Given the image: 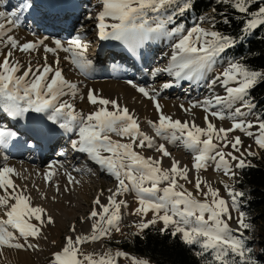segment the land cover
I'll return each instance as SVG.
<instances>
[{
	"label": "snow or ice",
	"instance_id": "obj_1",
	"mask_svg": "<svg viewBox=\"0 0 264 264\" xmlns=\"http://www.w3.org/2000/svg\"><path fill=\"white\" fill-rule=\"evenodd\" d=\"M217 2L245 17L235 35L218 30L214 17H199L191 27L178 22L179 17L199 7L195 0H97V14L87 17L95 19L100 40L119 42L134 56L141 55L149 42L167 41L171 48L168 63L152 73L153 78L161 73L172 78L162 84V89L179 86L183 81H207L212 89V94L202 101L191 102L188 108L180 105L186 113H191L193 108L206 113L205 127H201L195 120L181 121L165 114L159 103L160 91L127 81L153 102L158 119L147 123L164 143H157L143 132L139 118L127 106L97 94L94 89L88 90L87 100L90 105L99 107L88 113L76 110L72 101L80 95L79 86L64 76L57 53L68 54L66 59L81 74L89 75L93 62L87 57L89 42L85 36L77 34L64 42L55 39L54 46L46 43L48 37L21 42L11 33L21 27L25 14L32 11L33 0H20L10 11L0 10V115L20 121L29 113L43 114L55 126L50 131L73 133L76 139L71 140L72 150L84 153L101 171L117 181L116 190H109L107 204L101 201L103 192L93 200V208L87 216L91 221V235L66 236L61 249L51 254L50 264H118L120 258H129L127 253L120 251L115 254L109 251L99 258L81 251L84 243L97 242L113 231H120L121 207L128 205L117 197L129 192L135 194L138 203L132 215L141 217L134 225L137 235L159 220L165 226L161 233L171 227L173 237L179 235L184 244L197 246L196 255L204 259V264H253L244 232H234L228 221L233 218L231 211L235 210L239 213L238 227L245 231L253 228L246 220L247 214L240 209L245 193L238 191L235 184L242 183L240 172L256 167L252 159L257 158L259 152L253 151L251 146L242 150L241 137H230V133H243L264 151V117H257L255 122L247 119L257 108L251 90L264 84V71L251 69L235 59L227 60L223 71H217V65L238 42L242 44L264 27V0ZM0 8H7V0H0ZM222 21L233 23L226 15L222 16ZM205 24L210 26L205 27ZM41 48L45 53L42 64L33 66L29 61L24 66L15 59L17 51L31 54ZM49 53L57 56L55 66L48 63ZM212 73L215 75L209 79ZM217 84L223 88V95L215 93ZM210 117L230 120L231 127H217ZM111 134L131 142L114 141ZM16 137L17 132L0 128V149H7ZM167 144L182 146L193 155V168L197 172L194 187L203 200L180 183L181 180L192 182L187 166L181 167L180 162L172 158L170 168L162 167L163 158L172 157ZM229 147L231 151H225ZM144 148L160 153V159L145 157L137 151ZM3 159L4 163L0 164V193H3L0 195V254L6 249L38 251L39 244L32 241L46 239L43 229L56 221L45 208L32 204L26 190L14 182L13 177L19 175L16 169L7 164L6 155ZM209 163L232 181L231 184L221 181L231 198V209L228 201L220 197L219 189L199 176L201 170L207 171ZM54 175L55 171L50 169L47 182L51 184ZM66 175L69 184L76 182L70 174ZM55 187L59 193L60 186ZM150 211L153 219L147 220ZM84 222L85 218H81V223ZM70 231L75 233L76 226L72 225ZM131 261L132 264H150L149 260L136 257H131Z\"/></svg>",
	"mask_w": 264,
	"mask_h": 264
},
{
	"label": "rangeland",
	"instance_id": "obj_2",
	"mask_svg": "<svg viewBox=\"0 0 264 264\" xmlns=\"http://www.w3.org/2000/svg\"><path fill=\"white\" fill-rule=\"evenodd\" d=\"M57 1V0H56ZM70 0H61L60 2L57 1V3H62V5H65V2H68V4ZM197 1V0H195ZM205 1H210V0H205ZM215 3H218L217 0H211ZM48 2V0H39V3H37L36 0H33V9L30 13H26L25 17H24V21L23 24L21 25L20 28H18L19 30L26 32L28 35L38 39L41 37H48V40L46 41V43L49 46H54L53 41L55 39H60L62 42L71 39L72 37H74L77 34H81L79 32V30H81V23L85 20H88L87 23H89V27H91V31L85 33V36L87 41L89 42V49L87 52V57L88 59H90L93 62V68L90 71L89 75L85 76L83 74H81L67 59L66 57L68 56V54L60 51L57 53V56L59 58V65L61 66V68H65V61H68L70 65H72L75 68V72L76 73V79L79 80V82H81L80 84L77 83V81L75 80L74 83H76L79 87H84L87 84L88 85H99V84H104L106 82H116L119 83L120 85H124L125 86V90L126 92H129V94H127V99L131 100V102H134L135 98L133 96H137L138 92L134 91L133 89H131L129 86V84L127 83V81L129 80H133L135 83H137L140 86H145L147 88H149V83L151 82V79L153 77L152 73L154 71L153 67H148L147 65H144V70H138L135 67V58L137 56H134L124 45H121L119 42L116 41H102L98 38L97 36V31H96V22L95 19L89 20L87 19L88 15L91 14L93 17H95V15L97 14L98 10H99V6L97 4V0H81V6L77 7V8H81L82 14L80 19H78L77 21L76 16L77 13H67V15L65 16V18L63 17L61 20V16H64V13H52L51 11H46V3ZM20 3V0H7V8H0V10H7L10 11L13 8H15L18 4ZM71 4V3H70ZM69 4V5H70ZM203 15H211L212 17L215 18L216 21V25L219 22H223L222 21V13H217L215 12L213 9L209 10L207 12H205ZM53 18V19H52ZM190 18V24L187 25L186 23V19ZM198 15H195L193 12L190 13H186L185 15L181 16L178 18V22H181L183 24H185L186 27H191L194 24H196L198 22ZM51 19L50 23L48 26L55 28L56 26H58V29L61 30V32L59 33H54V32H49V33H43L46 27V23L47 21ZM67 19V20H66ZM75 21V22H74ZM69 25H67V23H69ZM72 22V23H71ZM59 24V25H58ZM210 25H207L206 27H209ZM57 29V30H58ZM35 33V35H34ZM157 41H152L149 42L148 45L145 46V48L142 50V54L141 57H139V59H137V61L142 60L143 55L150 53L153 54L155 48L153 43H155ZM163 53H165V51H167L166 53L168 54V51H171V48L169 46V43H167L165 45V47L160 50ZM231 49L225 54L224 57L221 58V61L218 63V65L221 62H225L226 60H238L235 56H231L229 55ZM126 52V53H125ZM92 53V54H90ZM161 52L157 51L153 57V62L154 64H157V68L158 67H164L167 65L169 58L165 57L164 59H161ZM45 53L43 52V49L41 48L39 52L36 53H31V54H26V53H22V52H15V58L19 61H21V63H29V61L32 62L33 65H35L34 63H39L42 64L43 61V57H44ZM48 56V62L50 64H53L55 66V60L57 59V56H54L53 54L49 53L47 54ZM62 62L64 64H62ZM217 65V71H223L224 66H219ZM139 66V65H137ZM113 67L115 68H122V69H128L132 72V77L131 78H114V77H110V76H102L103 72H111ZM215 73L213 74L214 77ZM141 76L143 78L142 81H135L137 80V78ZM211 77V78H213ZM210 78V79H211ZM72 81L73 80H69ZM161 81L163 80H159L157 81V85H160ZM186 82V81H185ZM184 82V83H185ZM153 85L155 83H152ZM205 87L203 89H207V83L204 85ZM182 89L184 90L186 88L185 86H181ZM118 90H121V87L118 86ZM205 90H200V93H196L195 91L190 92L191 100H186L183 99L184 94H180L178 95L177 92L175 91V89H173L170 93H166V94H162L159 97V103L164 106L166 102L171 101V102H177L180 103L182 105H188L190 106L191 102H195V101H202L204 98H206V92ZM123 91V90H122ZM185 91V90H184ZM182 91V92H184ZM199 94V95H198ZM124 97V96H123ZM182 97V98H181ZM125 98V97H124ZM126 100V99H125ZM111 110V109H109ZM42 115L43 117H45L43 114H35V113H29L27 114L28 118H33V116H40ZM257 117H261L256 109L253 115H248L247 119L252 120L253 122L256 121ZM46 118V117H45ZM210 119L213 120V122H215L217 124V126H220L219 123L217 122L218 120L215 118H211ZM7 121H9V119H6ZM5 120V121H6ZM151 120V119H146V123H142L139 121L140 127H143V131L148 134L149 136L153 137L156 141L157 137L155 136V132L153 131L152 128H150V126L148 125L147 121ZM224 121H227L224 120ZM230 121V120H228ZM6 123V122H5ZM14 126H10V128H13ZM224 128H226L225 126H222ZM16 131H20V134H23L24 138L26 139H33L31 137V135H27L24 130L21 129H17V127L15 126L14 128ZM11 130V129H9ZM253 131H256V129H253ZM240 136L242 141H243V148L242 150L248 148V145H250L252 147L253 151H258L259 152V156L255 159H261L262 157V151L259 150L256 145L254 144L253 140L251 138H249L248 136L244 135L243 133L236 131L233 133H230V137L231 136ZM75 136V135H74ZM111 137L116 139V140H124L125 138L116 136L115 134H111ZM127 140V139H126ZM129 140V139H128ZM161 143H164L163 141H161ZM63 146H68V144H71V142H67V143H62ZM38 145V144H36ZM61 147V146H59ZM58 148L53 150V155H50L45 162L40 163L39 167H41L42 169L48 167L50 164H52L54 161H61L62 159H58L55 158V153L58 151ZM37 149H39V147L37 146ZM36 149V150H37ZM12 150V149H10ZM36 150L32 151L29 150L30 153H32V156H29L30 153L27 152V154L21 156L20 158H17L18 162H22V163H26V164H31L33 167H36L35 163H30V160H34V157L37 155L38 157V153L36 154ZM225 151H231V148L229 147L228 149H226ZM1 152V150H0ZM11 152V151H10ZM47 153H52V152H47ZM1 155V153H0ZM188 156L192 159L193 162V155L189 152ZM77 160L74 161V164L71 165H67L65 168L67 170H69V172H72L74 174H76L77 176L80 175L79 171L76 170L77 167L84 165L87 169H91V166L86 164V158L83 159L82 155L77 156ZM148 157H153L155 159H160L161 155L157 152L153 153L152 155H148ZM165 159L167 158H163L162 161V167L164 169H168L165 162ZM252 159V158H250ZM255 159H252V163L254 164ZM67 160V158H63L62 161ZM79 160V161H78ZM167 161V160H166ZM32 162V161H31ZM34 162V161H33ZM39 163V162H38ZM1 164V163H0ZM90 167V168H89ZM190 173L194 174L196 173V170L194 168H190ZM19 170L22 172L21 174H23L24 176H27L25 170L19 168ZM212 173V167H211V163H209L208 169L207 171L201 170L199 173V176L206 180L213 188L219 189V195L220 197H223L226 201H228L229 207L231 209V198L229 197L227 191L225 190L223 184L217 180H215L210 174ZM197 176V175H196ZM196 176L194 177L193 180H191L192 182L189 183V188L188 190L192 191L197 198L203 200V196L198 193L194 187L195 185V179ZM14 181H17L16 178H13ZM229 180V179H227ZM40 181V180H38ZM229 183L231 184L232 181L229 180ZM239 183V182H238ZM238 183L235 184V188L239 190L238 187ZM42 183H40L41 185ZM22 185H24L22 183ZM60 186V185H59ZM164 185H161V187H163ZM202 187H204L202 185ZM107 189H109V187H107ZM29 190V189H28ZM44 190L46 191V194H48V196L46 197V195H43V200H45L46 202L49 201L52 202V200H62V204L57 203L54 206H52L51 204H47L46 206V210L47 212L52 216H56L57 218H62V225L61 224H56L54 225V227H51V231L49 229L44 228L43 229V237H46V239L44 238L42 241L41 239L39 240H33V241H37V243L39 244V250L38 251H32V250H28V251H23V250H16V249H6L3 254H0V264H50V257L51 254L55 251H59L61 249V247L64 244V238L66 236H73V238H75V236L80 235V230L83 229L86 231L87 235H91L92 232V227H91V222L89 225H85L84 223H81V218H87L89 212L91 211V209L93 208V200L95 199V195H99V190L96 191H88L89 192V196H85L84 198H82L81 196H79L78 194H74L75 198L78 200V202H74V203H79L80 207H72L70 206V202L69 200H67V196L63 193L64 189L62 188V186H60V192L57 193L56 191V187L53 186V182H51V184L48 182L47 186H44ZM204 191L207 192V188H204ZM106 193V192H105ZM0 195H3V193H0ZM110 195V193L107 192V194H105L104 196L108 197ZM73 200V199H72ZM117 200H124L127 201V207L122 206L121 207V221H120V231L116 232L113 231L109 237H105L97 242H88V243H84L81 246V251L84 253H88V254H94L95 258H99L101 255H103L104 253L107 252H111L113 254H115L117 251L120 252H124L128 254L129 258H120L118 260V264H132L131 261V257H136V258H140V259H147L150 261V264H157L154 260H152L149 257L146 256H142V255H135L132 253L127 252L126 250H124L123 248H121L119 245L120 243L124 240V239H129L133 234L137 233V229L134 227L135 224L139 223L141 220L140 216L137 215H132V213L134 212V210L138 207V203L136 201L135 198V194L134 193H125L124 195L118 196ZM209 200H211V197H209ZM48 203V202H47ZM244 200L241 199L240 200V209L241 211L245 212L247 214L246 216V220L250 221L253 225V228L251 231H245L244 229H241L238 227V221H237V217L239 215V213H237L235 210L231 211L232 214V219L229 222L230 227L235 231H240V232H244V236H245V240H246V248L248 250H250L251 253V259L253 261V264H264V223L263 220H261L259 217L254 216L252 213H250L247 209V206ZM79 210V211H78ZM80 215V218H78V216ZM147 220H152L153 219V213L150 211L147 214L146 217ZM75 224L76 226V232L73 233L70 231L71 226ZM151 227L153 228H159V229H163L165 226L162 222H160L158 220V222L155 225H152ZM50 228V227H48ZM167 230H170L171 232L173 231V229L171 227H169ZM263 230V231H262ZM137 235V234H136ZM179 236V235H178ZM180 238V236H179ZM53 241H55V243H53ZM195 245H193L194 247ZM197 248V246H195ZM197 252V251H196ZM195 252V253H196ZM202 264H204V259Z\"/></svg>",
	"mask_w": 264,
	"mask_h": 264
},
{
	"label": "bare ground",
	"instance_id": "obj_3",
	"mask_svg": "<svg viewBox=\"0 0 264 264\" xmlns=\"http://www.w3.org/2000/svg\"><path fill=\"white\" fill-rule=\"evenodd\" d=\"M37 3H39V0H36ZM57 1H61V0H57ZM56 0H48V2L46 3V11H51L52 13H64V16H61V20H63L62 18L67 15V13H77L76 16V21L78 19H80L82 11L81 8H77L78 6H81V0H70L68 4V2H65V5H62V3H57ZM200 17H212L211 15H203ZM53 19V18H52ZM67 20V19H66ZM51 19H49L47 21V23L45 24L46 27L43 31V33H59L61 32L60 29H58V26H56L55 28H52L49 25ZM75 22V21H74ZM88 20H85L81 23L82 27L81 30H79V32L81 33V35H85V33L90 32L91 31V27H89V23H87ZM72 23V22H71ZM69 23H67V25H69ZM59 25V24H58ZM208 24H205L204 26L206 27ZM58 29V30H57ZM11 35L15 36L19 41L21 42H26L28 40H35L36 38L28 35L26 32H23L21 30H19L18 28L15 29ZM105 42V41H104ZM167 41H157L155 43H153L154 45V51L153 54H155L157 51L161 52V59H164L165 57L169 58L171 55V51H168V54L166 53L167 51H165V53H163L162 50L165 45L167 44ZM4 51L6 52L7 49H4ZM126 53V52H125ZM92 54V53H90ZM147 53L145 55H143L142 60L137 61V59H139V57H141V55H138L134 60H135V67L138 70L143 69L144 70V65H147L148 67H153V69L157 68V64H154L153 62V57L154 55ZM16 59V58H15ZM227 61V60H226ZM226 61L221 62L219 66H224L226 65ZM21 62V61H20ZM49 63V62H48ZM65 68L63 69V74L64 76L68 79V80H73V82H75V80L77 81L78 84H80L81 82H79V80L76 79V73L75 72V68L69 64L68 61H65ZM62 62V64H64ZM24 66H27V64L25 63H21ZM35 65L38 63H34ZM33 65V66H35ZM139 65V66H137ZM59 67L61 68V66L59 65ZM22 74V73H21ZM212 73L209 76V79L211 77H213ZM132 72L128 69H122V68H115L113 67L111 72H103L102 76H110V77H114V78H131L132 77ZM171 77H168L166 74L161 73L160 75L156 76V78L151 79V82L149 83V88H155L157 91H160V95L162 94H166V93H170L173 89H175V91L177 92L178 95L180 94H184L183 99L186 100H191V94L190 92H196V93H200V90H205L203 89L205 86V84L207 83V81H201V82H180L179 86H175L172 87L170 89H162V84L171 80ZM143 78L141 76H139L137 78V80L135 81H142ZM159 80H163L161 81L160 85H157V81ZM185 82V83H184ZM152 83H155L154 85ZM185 86L186 88L183 90L181 86ZM118 86L121 87V90H118ZM131 89H133L131 86H129ZM89 89H94L95 92L99 95H102L105 98L108 99H115L118 100V102L120 103V105L122 106H127L130 110V112L134 113L136 117L139 118V121L142 123H146V119H151L153 121L158 119L157 113L155 108L153 107V102L144 98L142 94L138 93L137 96H133L135 99L134 102H131V100L127 99V94H129V92H126L125 90V86L124 85H120L119 83L116 82H106L104 84H99V85H86L84 87H79V92L80 95H78L72 102L75 104L76 106V110L78 112L82 111L84 113H88L90 111H95L96 108L99 107V105L96 106H92L89 104L88 100H87V93ZM123 90V91H122ZM134 91H136L135 89H133ZM184 91V92H182ZM216 94L219 95H223L224 94V90L223 88H221L219 86V84H217L215 86L214 89ZM206 92V96L208 97L209 95L212 94V89H210L209 87H207V89L205 90ZM127 93V94H126ZM199 95V94H198ZM125 98H124V97ZM81 97H83V99H81ZM182 98V97H181ZM65 99H69V97H65ZM126 99V100H125ZM180 103L177 102H171L168 101L165 103L163 107V111L165 114L167 115H171L174 119H179L181 121H192L195 120V123L201 127H205V121H204V117L206 115L205 112H203L200 108H193L191 113H186L185 111H183L180 107ZM185 108H188L190 106L188 105H184ZM109 109L110 106H109ZM9 121H7L2 115H0V128H5V129H11L12 131L17 132V137L10 143L9 147L7 149H0L1 150V155H0V163L3 164L4 163V156H7V164L13 168L16 169V172L19 175L14 176L13 178H16L17 181H14L15 184L17 186H19V188L26 190V193L28 195H30L31 197V202L34 206H40L46 209L47 204H49V201H45L43 200V195H46V197L48 196V194H46V191L44 190V186H47V180H46V175L49 172L50 169H53L55 171V175L52 177V182H53V186L55 187V185H60L62 186V188L64 189V194L67 196V200L71 201L70 202V206L72 207H80L79 203H74V202H78V200L75 198L74 194H78L79 196H81L82 198H84L85 196H89V192L88 191H96L99 190V194L101 192H103V195L101 196V201L104 204L108 203V197L104 196L105 194L110 193L111 192L109 190H111L112 192H114L116 190L117 187V181L111 177L109 174H107L106 172H103L100 170L99 166H97L95 163H93L92 161L89 160V158L84 154V153H78L74 150H72L71 148V144H68V146H63L62 143H67V142H71V140L76 139V136H74L73 133H69V132H64L63 130H57L55 132L50 131V129L52 127L51 123L49 121H47V119L45 117H43L42 115L40 116H33V118H28L26 117L24 120H20V121H16V120H11L10 118H8ZM6 120V121H5ZM6 122V123H5ZM213 122V120H212ZM219 123L220 126L217 127H222L225 126L226 128L231 127V121H221L218 120L217 121ZM215 123V122H213ZM216 124V123H215ZM217 125V124H216ZM10 126H14L13 128H10ZM15 126L17 127V129H21L26 131L25 133L27 135H31V137L33 139H25L23 134H20V131H16L14 128ZM141 130L143 131V127H140ZM151 128V127H150ZM154 131V130H153ZM144 132V131H143ZM112 140L114 141H118L114 138L111 137ZM127 139V140H126ZM156 141L157 143H161L162 140H160L157 137ZM119 142L122 143H129L131 142L130 140H128V138H125L124 140H119ZM164 142V141H163ZM38 144V145H36ZM37 146L39 147V149H37ZM61 146V147H59ZM168 148V151L172 154V157H168V159H165V162L167 166V168H170L172 165V158H175L176 160H178L180 162V166L184 167L187 166V168L189 169L188 172V178L189 180H193L194 177L197 175V172L194 174L190 173V168H193V162L192 159L188 156L189 151L184 149L182 146L178 147V146H173L172 144H167L166 145ZM250 146V145H248ZM58 151L55 153V158H58L59 160L63 158H67V160L65 161H54L52 164H50L48 167L42 169L41 167H39L40 163L45 162L47 159H49L48 157L50 155H53V150L58 148ZM12 149V150H10ZM37 149V150H36ZM29 150L35 151L36 150V154L38 153V157L37 155L34 157H32V160H30V163H35L36 167H33L31 164H26L25 162L22 163L21 161L18 162L17 158H20L21 156L27 154V152H29ZM11 151V152H10ZM137 151H139L143 156L148 157V155H152L153 153H155V151L144 148V149H137ZM47 152H52V153H47ZM30 153V152H29ZM32 153H30L29 156H32ZM63 153V154H61ZM158 153V152H157ZM106 155V153H103ZM160 154V153H159ZM82 155L83 159H87L85 162L86 164L91 166V171H88V169L82 165L76 168L80 169L82 171H79L80 175H76L72 172H69V170H67L65 167L67 165H71L74 164V161L77 160V156ZM161 155V154H160ZM167 158V157H164ZM167 160V161H166ZM32 161V162H31ZM34 161V162H33ZM79 161V160H78ZM39 162V163H38ZM211 167H212V173L210 174L215 180L219 181H224L229 183L228 177L224 176L222 172H217L214 170V164L211 163ZM19 168L25 170L27 176H24L23 174H21L22 172L19 170ZM90 168V167H89ZM70 174L72 177H74V181L72 184L68 183V176L66 175ZM40 180V181H38ZM22 183L24 185H22ZM40 183H42L40 185ZM181 184H184L185 187L187 189L189 188V183L185 182L184 180L180 181ZM107 187H109V189H107ZM29 189V190H28ZM67 189V190H66ZM106 192V193H105ZM96 197L98 196L97 194L95 195ZM73 199V200H72ZM62 200H52V202H50V204L52 206H54L57 203L62 204ZM49 204V205H50ZM79 211V210H78ZM52 217L55 219L56 224H61L62 218H57L56 216ZM78 218H80V215L78 216ZM91 221H88L87 218L85 219L84 224L85 225H89ZM63 224V223H62ZM61 224V225H62ZM54 225H49L48 227H46V229H49L51 231V227H54ZM75 225V224H73ZM80 235H87L86 231L81 229L80 230ZM44 238H41V241ZM33 243H37V241H32Z\"/></svg>",
	"mask_w": 264,
	"mask_h": 264
},
{
	"label": "trees",
	"instance_id": "obj_4",
	"mask_svg": "<svg viewBox=\"0 0 264 264\" xmlns=\"http://www.w3.org/2000/svg\"><path fill=\"white\" fill-rule=\"evenodd\" d=\"M195 2L199 7L191 12L199 17L213 9L232 20L233 23L219 22L216 25L218 30L228 35H235L239 31L241 21L245 19L243 15L236 14L226 4L211 0ZM186 23L190 24V18L186 19ZM230 52L229 55L246 63L249 68L264 71V27L259 28L242 44L238 42ZM251 94L257 104V113L264 117V84H258L251 90ZM254 165L256 167L240 172L242 183H238V187L245 193V197L242 198L246 204L244 206H247L248 211L264 223V151H262L261 159H255ZM160 230L150 226L143 233L133 234L129 239H124L119 246L129 253L149 257L157 264H202L203 258L195 253L199 250L198 248L184 244L178 235L173 237L170 230L164 233Z\"/></svg>",
	"mask_w": 264,
	"mask_h": 264
}]
</instances>
